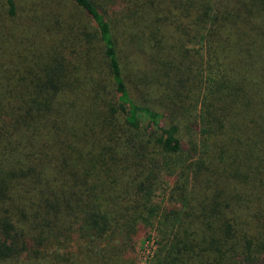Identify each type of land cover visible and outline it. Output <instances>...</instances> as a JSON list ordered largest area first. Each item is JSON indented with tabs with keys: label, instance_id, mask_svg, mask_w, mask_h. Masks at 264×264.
Wrapping results in <instances>:
<instances>
[{
	"label": "trees",
	"instance_id": "trees-1",
	"mask_svg": "<svg viewBox=\"0 0 264 264\" xmlns=\"http://www.w3.org/2000/svg\"><path fill=\"white\" fill-rule=\"evenodd\" d=\"M151 237L264 264V0H0V264Z\"/></svg>",
	"mask_w": 264,
	"mask_h": 264
},
{
	"label": "rangeland",
	"instance_id": "rangeland-1",
	"mask_svg": "<svg viewBox=\"0 0 264 264\" xmlns=\"http://www.w3.org/2000/svg\"><path fill=\"white\" fill-rule=\"evenodd\" d=\"M150 240L143 242H140V245L137 249V260L139 264H146L148 260L151 258L153 252H154V246H153V238L151 237Z\"/></svg>",
	"mask_w": 264,
	"mask_h": 264
}]
</instances>
